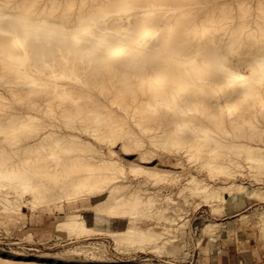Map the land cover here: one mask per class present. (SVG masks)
Returning a JSON list of instances; mask_svg holds the SVG:
<instances>
[{"label": "bare ground", "instance_id": "obj_1", "mask_svg": "<svg viewBox=\"0 0 264 264\" xmlns=\"http://www.w3.org/2000/svg\"><path fill=\"white\" fill-rule=\"evenodd\" d=\"M33 1L38 2L37 11L28 8L27 4ZM246 2L224 0L191 6L169 0H0V76L19 75L31 79L36 86L46 84L42 103L45 101L48 108L52 107L53 98L65 100L69 86L78 85L79 73L88 76L97 73L100 80L117 87L123 82L129 85L138 81L145 86L137 101L142 110L140 116L163 111L164 120L151 117L147 127L158 129L164 125L157 137L164 139L167 145L181 149L188 159L194 155L193 150L198 151L197 158L202 160L201 166L206 167L213 163L218 150L231 148V154L218 163L220 170L227 161L238 159L254 167L264 162V148L250 142L264 144V130L255 128L256 118H264V4H257L254 12L247 10L249 14H246ZM85 4L89 6L83 8ZM231 4L234 6L226 11L225 6ZM202 8L208 11L197 18ZM117 17L121 20L113 22ZM209 21L211 23L207 24ZM73 53H77L76 60L86 58L84 64L79 66L73 59L69 60ZM44 69H48L47 72ZM70 72L77 74L71 77ZM151 79H156L157 83L150 84ZM25 85L28 88L29 85ZM33 91H28L26 96ZM119 91L112 102L118 103L119 97H124L122 90ZM11 97L14 100V95ZM56 106L64 115L70 113L64 104ZM0 107V110L9 107L1 96ZM91 108L92 111L94 108ZM3 121L5 126H0V135L4 137L0 138V202L6 207L19 205L21 198V195L10 196V189L14 193L35 194L42 201L67 191L75 194L82 184L93 180L95 184H102L95 192L103 193L108 184L117 182L118 174H124L120 162L103 159L96 151L87 153L77 136L62 143L64 138L55 131L42 134L32 145L4 152L7 145L21 144L20 135H11L26 129L25 132L30 133L40 122L35 115L21 116L9 111H5L3 117L0 114V123ZM91 133L95 140L99 138ZM219 135L224 143H219ZM62 152L64 154H60ZM65 161L68 165L63 168L60 165ZM140 162L150 160L142 157ZM85 169L89 175H82ZM131 171L135 176L142 173L152 176L155 182L161 177L174 183L180 177L175 172L160 176L146 169ZM213 174L208 171V175ZM35 183H40V187L34 188ZM128 186L123 183L109 187L104 201L99 203L102 210L123 209L121 212L130 218L134 215L149 218V225L154 220L174 222L166 213L170 206L152 213L154 192L143 193L137 187L123 192ZM229 187L190 175L181 184L178 194L186 200L189 196H199L205 203L222 201V193ZM166 200L167 205L174 202L171 198ZM77 215H67L60 225L82 229L83 222ZM182 224H176V231ZM147 227L131 226L110 235L115 244L123 240L134 244L146 239L152 250L169 242L163 233ZM205 229H210V224H206Z\"/></svg>", "mask_w": 264, "mask_h": 264}, {"label": "rangeland", "instance_id": "obj_2", "mask_svg": "<svg viewBox=\"0 0 264 264\" xmlns=\"http://www.w3.org/2000/svg\"><path fill=\"white\" fill-rule=\"evenodd\" d=\"M169 1L195 6L198 3L216 1L220 3L224 0ZM246 1L248 4L251 2V5L245 3L246 14L254 12L255 6L264 4L262 2L264 0H258L259 4L257 0H255L257 3L254 0ZM27 5L32 11L38 10L36 7L38 2L33 1ZM88 6L89 4H85L83 8ZM232 6L234 4L225 6L226 11H230ZM249 6H252V11ZM207 11L206 8L200 9L196 17L204 15ZM120 20L121 18L117 17L113 19V22L117 23ZM210 23L211 21L207 22V24ZM74 55L77 56V53L70 54L69 60L73 59L74 64L79 66L84 64L86 58L81 60L79 58L77 61ZM16 57H18L17 54ZM57 65H59L58 62ZM54 67L59 69V66ZM46 70L48 69H44V72H47ZM73 73L70 72L69 75L76 76L77 73ZM80 74L77 78L78 85L69 86V88L67 86L69 95L64 97L65 100L59 97V99L53 98L51 108L45 105V101L42 103L43 88L46 84L36 86L31 79L28 80L19 75H15L14 78L13 74L7 77L0 76V96L4 97L9 105L7 109L0 110L2 117L5 111H9L21 116L35 115L40 122V125L30 133L25 132L26 129L11 135H20L21 144L15 145L16 147L7 145L2 151L7 152L13 148L32 145L41 138L42 134L50 131H55L61 139L64 138L62 143L77 136L82 140V146L87 153L96 151L101 154V158L116 160L123 165L124 174H118L117 182L107 186L126 183L129 186L123 189V192L133 187L142 189L143 193L154 192L155 208L152 213L170 206L171 209L166 213L169 218L174 219V222L154 220L149 225V218L140 215L130 218L129 215L121 212L123 209L104 212L102 204L99 203L104 201L109 187L106 186L103 193H97L95 192L97 187L102 184H95L93 180L76 189L78 193L67 191L57 194L58 196L53 195L55 198L51 196L53 199L45 200L47 198H44L42 201L39 197L37 199L35 194L14 193L10 189L8 190L10 196L21 195V198L18 201L19 205H12V207H6L0 202L4 205L3 209L0 205V264H213L221 250L231 256L235 242H238L240 249L248 252V256L261 259L262 255L264 256V162L250 167L240 159L226 160L227 163L220 170L218 163H222L231 154V148H221L211 161L213 163L207 167L201 166L203 163L197 158L198 151L193 150L191 154L194 155L188 159L181 149L172 144L167 145L164 139L157 137L164 125L158 129L147 127L151 117L161 119L160 121L164 119L162 110L151 115L149 113L150 117L140 116L142 110L137 106V101L139 94L145 90V86L142 87L136 81L129 85L123 82V85L117 87L104 79L100 80L97 73L89 74V76ZM150 82L152 85L157 83L156 79H151ZM26 83L30 87L27 88ZM11 85L14 87H10ZM71 88L73 90H70ZM119 90H122L124 97H119L118 103L112 102L115 94L121 92ZM28 91L33 93L26 96ZM19 93L21 95H18ZM11 94L14 95V100ZM69 96L71 103L68 104ZM20 101L30 104L24 105ZM57 103L64 104L65 108H69L70 113L67 112L64 115V111L62 112L61 108L56 106ZM94 118H97L98 122ZM4 124L3 121L0 126H5ZM255 124V128L264 130V118H256ZM91 132L96 133L99 138L95 140ZM0 138L4 137L0 135ZM218 141L224 143L220 135ZM250 142L253 146L264 148V144L260 141ZM142 157L148 158L150 162L141 163ZM62 163L60 166L63 168L68 165L67 161ZM132 169H146L160 176L175 172L176 175L179 173L180 177L179 181L174 183L161 180V177L158 182H155L154 177H149L145 173L135 176ZM208 171L214 174L208 175ZM86 172V169L83 170L82 175H89V171ZM190 175L198 176L210 184L230 187L223 191L222 201L205 203L202 197L189 195H187L189 196L187 201L178 194V191ZM36 187H40V183H35L34 188ZM167 198L173 199L174 202L167 205ZM6 208L9 209L5 210ZM70 214H78L76 217L83 222L82 229H71L60 225ZM176 224L183 226L176 231L174 228ZM206 224H210V229H205ZM131 226L141 229L151 226L154 231L163 233V237L169 242L157 250L150 249L149 241L146 239L134 244L126 240L115 244L110 233L125 230ZM257 252L261 254L258 255Z\"/></svg>", "mask_w": 264, "mask_h": 264}, {"label": "crops", "instance_id": "obj_3", "mask_svg": "<svg viewBox=\"0 0 264 264\" xmlns=\"http://www.w3.org/2000/svg\"><path fill=\"white\" fill-rule=\"evenodd\" d=\"M232 255L226 254L224 251L218 253V258H216L213 264H264V256L262 255L261 259H255L254 257L248 256V252L240 249L238 242H235L233 245ZM245 251V252H244ZM254 252V251H253ZM258 253V252H257ZM261 253H258L260 255Z\"/></svg>", "mask_w": 264, "mask_h": 264}]
</instances>
